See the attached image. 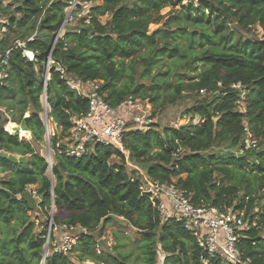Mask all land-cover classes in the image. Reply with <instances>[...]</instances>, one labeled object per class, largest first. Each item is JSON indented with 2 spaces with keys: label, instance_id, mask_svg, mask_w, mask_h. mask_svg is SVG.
<instances>
[{
  "label": "trees",
  "instance_id": "1",
  "mask_svg": "<svg viewBox=\"0 0 264 264\" xmlns=\"http://www.w3.org/2000/svg\"><path fill=\"white\" fill-rule=\"evenodd\" d=\"M70 1L12 0L7 10L0 9L9 21V35L0 49L20 39L38 50L32 64L13 49L8 75L0 80V108L5 109H0V151L27 160L11 163L0 158V172L8 173L0 181V264H40L46 229L35 228L37 218L32 219L19 199L28 187H35L31 193L40 198V213L48 216L53 200L54 224L86 230L73 249L79 248L75 259L72 253L54 254L45 264H80L85 259L127 264L123 255L97 254L100 235L95 238L94 233L114 217L139 231L141 264H155L157 244L165 254L163 264H222L207 257L182 222L161 220L158 203L141 193L139 179L128 170L130 163L146 166L152 181L175 185L196 207L242 211L248 229L238 248L249 264H264V197L258 196L264 190V41L243 38L252 26L264 28V0H197L186 5L183 0H103L91 7L89 22L82 18L79 27L61 33L51 52L70 76L102 82L101 93L113 107L127 98L147 100L153 118L185 95L203 97L184 111L191 120L197 118L195 124L161 131L152 124L145 131L125 133L121 148L97 144L79 158L55 152L50 179L46 160L31 143L4 127L24 122L32 139L43 141V65ZM167 7L178 9L150 32L149 25L159 24L161 10ZM104 16L109 19L102 23ZM137 76L147 83L137 82ZM238 83L242 90L232 87ZM240 101L243 112L237 110ZM47 104L61 137L71 127L70 117L88 108L87 100L54 71ZM247 133L257 141L255 148L245 149ZM55 144L53 139V148ZM223 146L230 153H210ZM235 149L241 153L236 155ZM111 158L117 162L111 163Z\"/></svg>",
  "mask_w": 264,
  "mask_h": 264
},
{
  "label": "built area",
  "instance_id": "2",
  "mask_svg": "<svg viewBox=\"0 0 264 264\" xmlns=\"http://www.w3.org/2000/svg\"><path fill=\"white\" fill-rule=\"evenodd\" d=\"M92 0H72L69 2L65 18L56 36L54 37L50 53L46 56L42 73V93L39 97L41 104L40 119L44 125L46 139L52 133L49 126V107L47 104V85L51 77V71L59 75V78L72 91L82 99L87 100V111L77 117L71 116V127L61 137L56 138L55 148L47 143L44 159L48 165V171L52 169L55 152H64L71 157L85 156L92 147L97 144L122 147V139L129 131H145L153 124L152 109L148 101L127 98L119 105L113 107L108 104L105 95L101 93L102 82H83L70 76L65 67L51 57V52L56 40L60 37L62 28L68 24L73 17L80 16L77 13L81 8L87 7ZM84 22H89V13L84 17ZM264 31V28H262ZM9 35V21L5 15L0 13V42ZM35 34L28 38L32 41ZM13 49L21 51L22 57L27 62H37L38 50L29 49L26 42L16 39L12 45L0 49V80L3 81L8 75V60ZM233 88L242 90L240 83L233 85ZM177 128V127H176ZM5 131L6 128L4 127ZM61 130V129H60ZM8 132V131H7ZM53 136V135H52ZM257 141L247 133L245 149L255 148ZM141 193L147 194L151 201L158 203L160 216L175 219L183 223L185 229L195 238L198 246L210 258H217L222 264H249V260L243 259L238 248L242 233L248 229L247 223L243 220L242 211L228 209L221 213L217 209L208 206H194L175 185L169 183L155 182L147 178L140 182ZM50 209L54 211L53 200ZM52 215L45 224L44 243L42 246L41 264L54 254L66 255L77 247V242L82 233L86 230L74 225H56L52 221ZM103 235L96 241L97 252L100 248V241H105Z\"/></svg>",
  "mask_w": 264,
  "mask_h": 264
},
{
  "label": "rangeland",
  "instance_id": "3",
  "mask_svg": "<svg viewBox=\"0 0 264 264\" xmlns=\"http://www.w3.org/2000/svg\"><path fill=\"white\" fill-rule=\"evenodd\" d=\"M103 0H92L88 3L87 7L85 8H81L77 13H79L78 15L80 16H74L73 19L65 25L64 28H62V30L60 31L61 33H64L65 30H72V29H76L77 27H79L80 25V20L82 18L85 17V15L87 16L89 13V10L91 7L94 6H98L102 4ZM128 1H136V0H128ZM197 0H183V4H189L191 2H196ZM13 2L12 0H5L2 2L1 4V8L0 9H4L7 10V7H9L8 5H11ZM11 10H13V6H10ZM178 8H175L174 11H170V8H164L161 10V15L164 16V18L160 21L159 24H151L149 25V31L152 32L155 29L161 28V26L166 23V21H168L171 17H173L175 15V11ZM66 13V10H65ZM107 19H109L108 16H104L101 18L102 23H104ZM174 21L171 22V27L172 29L175 28L174 26ZM61 35V34H60ZM10 39H12L14 37V35H10L9 36ZM243 38L244 39H251V40H262L264 41V31L261 27L255 25L252 26L250 28V30L248 32L243 33ZM138 71V75L139 73L142 71L141 67H138L137 69ZM137 82H142L139 77L137 76ZM142 83H147V82H142ZM242 96L245 95L244 92H242L241 94ZM203 97L202 95L200 97L194 98V97H189V95H185L183 98L179 99L176 103L171 104V105H167L165 106V108L163 109V111L157 113V115L154 117V121L153 124L156 126L155 129L157 131H161L163 128L165 127H172V128H176L182 125H187L188 123H190V121H192V124H195L197 122V118L194 117V119L191 120L190 116L186 115L184 113L185 109L191 107V105L194 103V101L196 99H199ZM147 101V100H146ZM149 103V102H148ZM150 105V104H149ZM151 107V106H150ZM245 105L242 101L239 102L238 104V111H244ZM3 112H4V108H0ZM30 112V110H29ZM42 112V111H41ZM41 112H39V116L41 114ZM5 115L7 116L8 113H5ZM29 113L26 114V117H28ZM10 116V115H9ZM49 121V126H50V132L52 133V135H50V137L48 138V141L46 139V135H45V129H44V135H43V141L41 142H36L32 139V134L31 132H29V137H22L20 134L18 133H14L12 135H17L19 140H26L28 142L31 143L32 147L34 148V150L36 151V153H38L40 156L44 157L45 155V150L47 148V143L49 145H52L53 143V139L55 140L57 137L61 138V133H60V127L57 126V124L53 121L52 118L49 117L48 119ZM16 124V123H15ZM23 122L20 123V125H22ZM19 125V124H16ZM6 127V125H5ZM226 146H223L221 148H213L210 150V153H216V154H222L225 155L227 153H230V151H226L225 150ZM232 152H235L236 155H239V153H241L240 151H238L237 149L233 150ZM239 152V153H237ZM13 155L15 156H19L16 153H13ZM111 163L117 162V160L115 158H111L110 160ZM53 164H54V158H53ZM128 170L129 172H134V176H136L140 182H144L147 180L146 177V166H136L134 164H129L128 165ZM6 175H8V173L5 172H0V181L4 179V177H7ZM48 177H50V179H52V174L50 172V170L47 172ZM35 187H28L27 190L34 191ZM32 195L37 199L38 203L40 202V198L36 195H34V193H32ZM259 197H264V190H262L259 194ZM262 203H264V200H262ZM54 212V211H53ZM50 209L48 216H46L43 213H39L36 216L32 215V219L37 218V220H34L33 222L35 223V228L37 230H41L45 227V224L47 223V220H49V216L53 213ZM32 213V212H31ZM164 217L161 216V220L163 221ZM261 236L264 237V229L260 230ZM97 235L100 236H104L105 241H100V248H98L99 252H97V254H99L100 252H107L112 256H116V255H123L127 258V264H141V254L140 251L138 249V241L140 240V234L139 231L136 230L135 228H132L125 220H123L122 218H112L111 221L108 224H104V226H100L94 233L95 238H97ZM98 240V238L96 239V241ZM79 248L78 250H73L71 253L72 255H70V257H72L73 259L76 258L77 254H78ZM164 257L165 254L162 252L161 246L160 244H157L156 246V259H155V264H163L164 262ZM135 262V263H134ZM41 264V263H40ZM80 264H106L104 262L98 263L97 261H91L88 259H85L84 261L80 262Z\"/></svg>",
  "mask_w": 264,
  "mask_h": 264
},
{
  "label": "water",
  "instance_id": "4",
  "mask_svg": "<svg viewBox=\"0 0 264 264\" xmlns=\"http://www.w3.org/2000/svg\"><path fill=\"white\" fill-rule=\"evenodd\" d=\"M232 29L235 31H239L236 26H232ZM22 126L25 131H29L24 122ZM0 158L8 160L11 163H26L27 161L24 157L15 156L4 151H0ZM19 199L26 203L28 209L34 216L40 213V208L38 206L39 203L37 199L32 195L30 190L24 191V193L20 195Z\"/></svg>",
  "mask_w": 264,
  "mask_h": 264
},
{
  "label": "bare ground",
  "instance_id": "5",
  "mask_svg": "<svg viewBox=\"0 0 264 264\" xmlns=\"http://www.w3.org/2000/svg\"><path fill=\"white\" fill-rule=\"evenodd\" d=\"M6 130L10 133V134H14V133H18L20 134L22 137H29V131H25L23 129V126L22 125H16L15 123H12V122H9L6 124Z\"/></svg>",
  "mask_w": 264,
  "mask_h": 264
},
{
  "label": "crops",
  "instance_id": "6",
  "mask_svg": "<svg viewBox=\"0 0 264 264\" xmlns=\"http://www.w3.org/2000/svg\"><path fill=\"white\" fill-rule=\"evenodd\" d=\"M9 123V122H8ZM13 123V122H12Z\"/></svg>",
  "mask_w": 264,
  "mask_h": 264
}]
</instances>
